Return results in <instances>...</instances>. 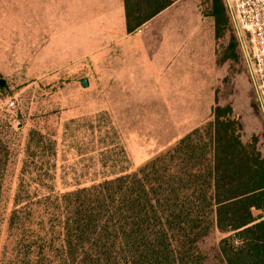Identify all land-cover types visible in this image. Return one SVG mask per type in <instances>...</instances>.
Segmentation results:
<instances>
[{
    "label": "rangeland",
    "instance_id": "374dc122",
    "mask_svg": "<svg viewBox=\"0 0 264 264\" xmlns=\"http://www.w3.org/2000/svg\"><path fill=\"white\" fill-rule=\"evenodd\" d=\"M177 1L154 19L155 39L161 23H173L169 32L183 31L185 49L199 29L204 57L182 80L176 69L166 93L126 92L119 82L125 56L116 46L109 60L106 38H96L101 44L77 61L0 60V264H57L62 218L52 209L63 205V194L135 171L197 127L207 139L215 106L231 107L242 142L254 141L264 157V118L233 30L227 25L216 37L212 0ZM180 48L170 47L168 64L177 62ZM153 58L161 62L156 52ZM223 236L212 230L199 242L204 264H222ZM29 237L41 246L26 254L20 242Z\"/></svg>",
    "mask_w": 264,
    "mask_h": 264
},
{
    "label": "trees",
    "instance_id": "16d2710c",
    "mask_svg": "<svg viewBox=\"0 0 264 264\" xmlns=\"http://www.w3.org/2000/svg\"><path fill=\"white\" fill-rule=\"evenodd\" d=\"M174 1L124 0L127 31ZM210 15L216 37L233 30L248 65L225 1L212 0ZM212 116L207 139L197 127L137 170L63 194L52 209L62 218L56 263L204 264L199 242L217 230L222 264H264V157L242 142L230 106ZM35 244L20 242L26 254Z\"/></svg>",
    "mask_w": 264,
    "mask_h": 264
},
{
    "label": "crops",
    "instance_id": "0c3cea01",
    "mask_svg": "<svg viewBox=\"0 0 264 264\" xmlns=\"http://www.w3.org/2000/svg\"><path fill=\"white\" fill-rule=\"evenodd\" d=\"M177 2L128 32L124 0H0V60L77 61L91 47L101 44V41H95L96 38H106L109 60V54L116 46L125 56L124 72L119 74V82L126 92L141 93L148 87L166 93L168 85H174L170 75L176 69L182 80L184 72L190 74L191 62H199L204 57L199 55L202 50L199 29L195 28L185 49L183 31L179 30L177 37L169 32L176 26L173 23H161L159 38L155 39L158 23L154 19L175 8ZM96 30H106V35L96 34ZM138 35L142 37H136ZM175 38H180L181 43ZM174 44L181 46L177 62L168 64V55L174 50ZM154 45L157 46L154 52L161 55V62L156 65L153 64ZM198 67L196 63L194 70Z\"/></svg>",
    "mask_w": 264,
    "mask_h": 264
},
{
    "label": "built area",
    "instance_id": "2783aa9c",
    "mask_svg": "<svg viewBox=\"0 0 264 264\" xmlns=\"http://www.w3.org/2000/svg\"><path fill=\"white\" fill-rule=\"evenodd\" d=\"M264 118V0H224ZM13 105V101H10Z\"/></svg>",
    "mask_w": 264,
    "mask_h": 264
},
{
    "label": "water",
    "instance_id": "95a60500",
    "mask_svg": "<svg viewBox=\"0 0 264 264\" xmlns=\"http://www.w3.org/2000/svg\"><path fill=\"white\" fill-rule=\"evenodd\" d=\"M4 83H5V81L2 80V79H0V86L4 85ZM81 84H82L83 86H86V85H87V80H86L85 78L82 79V80H81Z\"/></svg>",
    "mask_w": 264,
    "mask_h": 264
}]
</instances>
